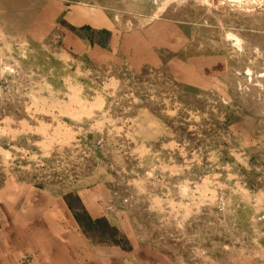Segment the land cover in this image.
Instances as JSON below:
<instances>
[{
	"label": "rangeland",
	"instance_id": "obj_1",
	"mask_svg": "<svg viewBox=\"0 0 264 264\" xmlns=\"http://www.w3.org/2000/svg\"><path fill=\"white\" fill-rule=\"evenodd\" d=\"M30 186L93 243L264 264V0H0V192ZM3 210L0 264L33 242Z\"/></svg>",
	"mask_w": 264,
	"mask_h": 264
},
{
	"label": "crops",
	"instance_id": "obj_2",
	"mask_svg": "<svg viewBox=\"0 0 264 264\" xmlns=\"http://www.w3.org/2000/svg\"><path fill=\"white\" fill-rule=\"evenodd\" d=\"M198 79L200 77L195 76L192 83L198 82ZM81 200L85 204L84 199ZM0 201L1 207L7 209L2 213L8 219H15L17 226L22 227L16 228L17 238L23 234L33 241L25 248L17 241L13 260L5 261V264H21L24 258H27L26 264H177L161 253L151 249L141 250L134 244L122 248L117 242L119 227L109 222L110 225L102 222L106 228L98 227L100 220L93 222L97 226L98 238L101 236V241L93 243L87 231L79 227L76 214L63 196H51L30 186L2 190ZM51 252H55L56 258H47L46 253L50 256ZM0 258H8L7 250L1 245Z\"/></svg>",
	"mask_w": 264,
	"mask_h": 264
}]
</instances>
